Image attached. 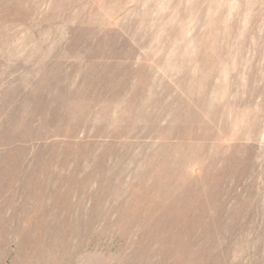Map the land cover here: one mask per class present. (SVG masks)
I'll return each mask as SVG.
<instances>
[{"label":"rangeland","instance_id":"obj_1","mask_svg":"<svg viewBox=\"0 0 264 264\" xmlns=\"http://www.w3.org/2000/svg\"><path fill=\"white\" fill-rule=\"evenodd\" d=\"M0 264H264V0H0Z\"/></svg>","mask_w":264,"mask_h":264}]
</instances>
